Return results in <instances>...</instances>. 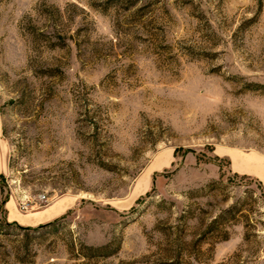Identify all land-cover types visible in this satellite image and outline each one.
Returning a JSON list of instances; mask_svg holds the SVG:
<instances>
[{"label": "rangeland", "instance_id": "obj_1", "mask_svg": "<svg viewBox=\"0 0 264 264\" xmlns=\"http://www.w3.org/2000/svg\"><path fill=\"white\" fill-rule=\"evenodd\" d=\"M230 149L264 155V0H0V264H264Z\"/></svg>", "mask_w": 264, "mask_h": 264}, {"label": "crops", "instance_id": "obj_2", "mask_svg": "<svg viewBox=\"0 0 264 264\" xmlns=\"http://www.w3.org/2000/svg\"><path fill=\"white\" fill-rule=\"evenodd\" d=\"M221 155L226 156L229 159L231 170L234 173L254 177L258 181H260L262 186L264 187V155L263 154L258 152L242 153L230 149V150H224ZM9 203L10 201L6 203L7 208ZM57 214H59L58 206H53L49 210L43 211V214L33 213L27 218H21L19 216H15L14 214H12V219L17 222L20 219H23L25 221H28L27 222L28 225H32L35 223L45 222L55 217Z\"/></svg>", "mask_w": 264, "mask_h": 264}, {"label": "built area", "instance_id": "obj_3", "mask_svg": "<svg viewBox=\"0 0 264 264\" xmlns=\"http://www.w3.org/2000/svg\"><path fill=\"white\" fill-rule=\"evenodd\" d=\"M39 199H41V200H46V197H45L44 195H42V196H40ZM26 206H27L26 203H21V204H19V207L22 208V209H25Z\"/></svg>", "mask_w": 264, "mask_h": 264}]
</instances>
